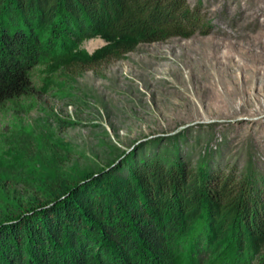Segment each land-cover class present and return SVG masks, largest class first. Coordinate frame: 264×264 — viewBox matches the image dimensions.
<instances>
[{
  "label": "trees",
  "instance_id": "16d2710c",
  "mask_svg": "<svg viewBox=\"0 0 264 264\" xmlns=\"http://www.w3.org/2000/svg\"><path fill=\"white\" fill-rule=\"evenodd\" d=\"M184 1L0 0V111L32 97L33 68L66 57L84 35L104 34L109 46L66 60L72 77L139 45L201 33L205 23ZM19 151L0 171V264H206L216 248L205 237L217 243L237 225V255L248 239L263 255L261 196L222 171L185 174L158 153L129 156L113 170H83L32 136L19 140ZM226 255L224 264L236 262Z\"/></svg>",
  "mask_w": 264,
  "mask_h": 264
},
{
  "label": "rangeland",
  "instance_id": "374dc122",
  "mask_svg": "<svg viewBox=\"0 0 264 264\" xmlns=\"http://www.w3.org/2000/svg\"><path fill=\"white\" fill-rule=\"evenodd\" d=\"M184 2L205 23L189 39L142 44L72 77L64 71L66 60L87 55L82 46H99L88 39L97 34L84 35L66 57L34 67L31 84L37 92L0 111V171L20 157L19 140L28 136L48 140L65 163L83 170H113L129 156L146 159L158 153L185 174L206 177L218 170L232 176L260 194L256 213L262 212L264 0ZM238 233L237 225L217 243L208 234L207 245L216 249L206 252L204 262L224 264L230 253L234 264H259L264 245L258 256L248 239L237 255ZM217 246L221 251L214 255Z\"/></svg>",
  "mask_w": 264,
  "mask_h": 264
},
{
  "label": "clouds",
  "instance_id": "9594fccd",
  "mask_svg": "<svg viewBox=\"0 0 264 264\" xmlns=\"http://www.w3.org/2000/svg\"><path fill=\"white\" fill-rule=\"evenodd\" d=\"M88 39L89 40L99 41V46L96 47V48L89 49V48L83 47V46L80 48V50L84 51L88 56H93V55H95V53L97 51H100V50H102V48L109 46V42L106 41L104 39V37L102 35H100V34H97V35H95L93 37H89ZM82 45H83V42H82Z\"/></svg>",
  "mask_w": 264,
  "mask_h": 264
}]
</instances>
